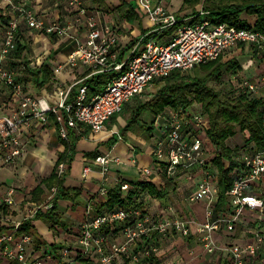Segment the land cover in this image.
Returning <instances> with one entry per match:
<instances>
[{
  "label": "built area",
  "instance_id": "2783aa9c",
  "mask_svg": "<svg viewBox=\"0 0 264 264\" xmlns=\"http://www.w3.org/2000/svg\"><path fill=\"white\" fill-rule=\"evenodd\" d=\"M4 1L21 12L30 28L41 33L64 36L73 26L48 24L38 18L26 4H17L16 0ZM168 1L159 0L156 4L155 0H137L153 22L155 30L149 34L150 37L145 43H142L143 38L133 43L126 57L120 61L116 50L119 45L116 30L109 25L100 26L97 18L88 14L83 0H68L69 7L77 14L76 23L85 22L87 37L78 41L67 62L57 65L54 72L60 73L66 66L72 69H86L90 71L89 76L114 72L106 88L92 97L84 84L79 85L73 100H70V94L75 86L69 89L58 88L53 94L46 92L45 95H37L27 91L25 83L18 80L14 71L0 63V99L5 88L12 92L15 99L13 110L0 112V170L15 163L27 151L24 130L29 128L31 119L49 125L51 116H55L57 121L63 124L61 136L65 140L70 138V129L81 125H87L94 133H101L106 130L108 121L121 113L127 103L142 95L154 82L170 76L175 71L190 72L201 65L218 60L241 44L251 45L255 52L264 55V32L254 27L238 28L227 23L216 24L208 18L209 12L204 9L190 17H179L169 11L165 5ZM167 29H174L172 39L168 44H163L157 37ZM22 39L19 22L16 19L10 20L4 30L1 61H5L11 53L19 51ZM238 88L250 95H256L260 83L242 79ZM154 124L159 133L154 162L153 166L146 167L143 171L152 175L157 169L166 172L168 177L183 172L189 180H193L195 172L201 173L190 201L207 202V221L197 226V232L204 235L205 252L213 254L216 250L223 249L230 257L229 264H248L261 258L260 253L264 245L263 216L255 230V240L245 245L235 244L219 248L213 234L223 226L229 232H235L240 215L246 207L263 206V200L253 195L252 188L257 180L264 177V149L239 154L236 159L239 166L231 173L233 186L227 193L234 213L231 217L222 216L212 220L213 205L219 194V175L213 170L211 162L213 155L209 148V116L202 110L196 111L189 107L172 108L170 113L158 116ZM96 162L103 167L104 174L109 171L111 162L121 163L120 159L112 158L108 154L98 156ZM67 169V163L63 162L59 166V174L63 176ZM90 170V167H86L84 175L89 174ZM120 187L124 196L133 189L131 183L126 181L121 182ZM57 192L54 187L49 200L44 204L30 203V208L21 220H15L12 215L3 213L0 248L3 255L13 263L45 264L46 258H82L94 253L95 259L99 256V262L96 264H115L119 260L124 264L126 259L130 264H140L160 253L162 239L180 237L186 240L193 234L194 221L175 215L173 207L163 210L160 215H152L142 206L118 207L100 212L91 205L88 207V218L78 233L77 244L80 248L64 247L58 255L51 248V251H46L40 258H35L28 253L33 236L20 232V228L24 222L34 219L39 212L51 210ZM101 193L107 196L109 190L102 188ZM4 205H15L13 189L7 193ZM117 227L122 230L123 241L110 244L104 232L106 228ZM139 242H144V245L137 250ZM61 261L58 264H61Z\"/></svg>",
  "mask_w": 264,
  "mask_h": 264
},
{
  "label": "crops",
  "instance_id": "0c3cea01",
  "mask_svg": "<svg viewBox=\"0 0 264 264\" xmlns=\"http://www.w3.org/2000/svg\"><path fill=\"white\" fill-rule=\"evenodd\" d=\"M16 1L17 4H26L27 8L31 9L38 18L45 20L48 24L55 23L60 26L73 24V26L69 33L64 36L41 33L29 27L27 20L20 11L12 8L4 0H0V63L2 62L4 66L14 71L18 80L25 83L26 90L29 89L28 87L34 88L36 92L30 89L32 93L45 95L48 92L53 94L58 88L69 89L72 86H75L74 88H77L76 92H78L79 85H82L86 79L93 77L89 76L90 71L72 69L70 66H66L60 73H55L54 68L67 62L69 54L76 49L78 41H82L87 37L85 22L76 23L77 14L69 7L68 0ZM122 1L133 6L141 20L131 21L126 19L120 11ZM83 2L88 8V14L95 16L100 26L109 25L116 30L119 41L116 50L119 53L120 61L126 57L127 51L133 43L142 38V43H145L150 37L149 34L155 30L153 22L141 9L137 0H83ZM155 3H159V0H155ZM165 5L169 11L179 17H190L203 9L202 4L194 9L189 8L185 5V0H169ZM244 18L251 25L256 23L255 16L245 14ZM12 19L19 22V30L23 37L21 47L16 53H11L5 61H1L4 30ZM167 30L158 34L157 37L163 44H168L172 39L173 32L165 34ZM245 46L247 45L241 44L229 50L228 52L232 53L229 55L228 61L235 60L241 65L242 69L238 73L241 80L259 81L260 89L257 97L264 98V55L255 52L254 49L248 51ZM45 64L52 70L51 90L47 86L40 89L35 80L25 78L27 70H38ZM111 74L114 76L115 73L112 72ZM153 84L150 86H153ZM89 96L92 97L93 95ZM152 98L153 96H150L148 101ZM14 101L12 92L5 88L4 95L0 99V112L6 113L13 110ZM129 103L126 104L127 107L125 105L124 111L128 109ZM197 105L189 108L196 111L201 110V106ZM172 108L174 107H167L166 113H170ZM135 110L137 109L135 108ZM133 113L127 123L122 121L120 116L122 113L117 114L108 121L106 130L101 133H94L87 125L70 129L69 140H65L61 136L63 124L58 122L55 116H51L49 125L43 124L37 119H31L29 128L24 130L27 151L15 163L6 165L0 170V234L3 230L1 223L3 213L12 215L15 220L22 219L23 214L30 208L29 204L32 203V192L38 187L41 179L51 175L61 154L65 153L67 143L74 140L76 141V150L71 164L66 162L68 169L63 175L64 185L67 189L81 190L82 193L75 201H59L58 214L61 221L55 228H51V225L44 219L33 220L34 233H29L33 236V242L28 247L30 256L40 258L46 251H51V248L56 252V255L64 247L80 248L77 244L78 233L88 218V207L94 205L95 209L100 210V206L107 202L108 195H102V188L111 190L118 185L120 186L121 182L126 181L130 182L133 189H135L140 182H151L159 190L165 192L166 196L160 199L146 194L142 207L152 215H160L163 210L173 207L175 215L183 218L188 217L194 221L193 234L191 238L186 240L179 237L180 239L175 244L174 240L171 239L172 237L162 239L160 241V253L140 264H153V259L156 257H158V260L155 261V264H207V261L211 264H229L230 257L223 249H218L213 254L206 253L204 235L197 232V226L207 221V202L193 203L190 201V196L195 192L201 173L195 172L193 180L186 178L183 172L177 173L174 177H168L166 172H160L157 169L154 170L152 175H147L143 169L153 166L156 141L159 135L154 124L157 114L151 111L152 116L148 122L146 121L147 128L144 137L142 135L141 138L129 139L123 131L129 128L127 125L130 118L134 117ZM121 121L123 122L122 125L118 126ZM208 137L210 138L209 133ZM210 143L209 148L213 155L211 158L213 170L219 175V170L213 163V158L217 157L218 151L211 139ZM227 145L231 149L239 150L235 160L240 153H254L258 150L254 145L247 147L246 136L240 130L235 136L228 139ZM94 152H99L98 156L108 154L112 158H118L121 163L111 162L109 171L104 174L103 167L96 162L98 156L94 157L92 155ZM134 161L137 163H134ZM229 165L230 162H227V166ZM86 167H90L91 170L89 174L84 175ZM217 186L219 188V177ZM11 189L14 190L15 205L8 207L4 205V199ZM252 189L253 195L264 202V177L257 180ZM174 200L178 203H175ZM232 213H234V209L231 207L230 197L227 195V198L221 201L220 194H218L213 205L212 220L222 216L231 217ZM261 216L264 217V203L263 206L256 208L246 207L240 215L235 232H229L223 226L221 230L213 234V239L219 248L253 242L255 240L254 233ZM104 235L108 236L110 244L116 243L112 237L113 235L121 236V241H117V243L122 242L124 237L120 227L106 228ZM163 240L164 242H162ZM54 245L56 247H53ZM142 245H144V242H139L136 249L140 250ZM106 246L108 247V244ZM172 253L177 256L173 258L175 260L169 258ZM260 254L261 258L253 262L250 261L248 264H262L264 262V245ZM200 257L202 258L200 259ZM88 258H94L95 261ZM60 261L61 264H96V262H99V256L95 259L93 253L82 258H76L75 256L66 259L46 258L44 263L58 264ZM14 263L16 264V262ZM14 263L3 255L0 248V264ZM122 263V260L117 261V264Z\"/></svg>",
  "mask_w": 264,
  "mask_h": 264
},
{
  "label": "trees",
  "instance_id": "16d2710c",
  "mask_svg": "<svg viewBox=\"0 0 264 264\" xmlns=\"http://www.w3.org/2000/svg\"><path fill=\"white\" fill-rule=\"evenodd\" d=\"M202 4L203 9L209 12L208 18L214 23H227L238 28H251L264 32V0H185V5L189 8H196ZM120 11L123 16L131 21L141 20L135 8L122 1ZM256 17V23L251 25L244 15ZM23 47L21 48V50ZM223 57L208 64L201 65L196 75L185 74L182 71H175L170 76L157 80L159 88L158 94L149 103H140L137 115L128 122H136L141 110L150 109L153 113L159 114L167 107L188 108L193 105H200L201 110L210 118V129L208 131L210 139L217 148L218 154L213 163L219 170V194L223 201L227 198V193L233 186L231 173L239 166L235 160L238 149H231L227 145L229 138L235 136L238 131L246 136V145H254L258 150L264 149V98L250 95L239 88L230 90H219L211 85V81L219 82L223 73L229 72L232 76H238L242 69L241 65L235 61H223ZM25 78L35 80L37 86L42 89L48 87L52 89V70L45 64L38 70H27ZM112 74L109 72L95 74L84 81L88 87L89 95H95L102 91L109 83ZM77 88H73L70 100L76 96ZM76 150V141L67 143L65 153L61 154L55 169L47 178L41 179L38 187L32 192L31 202L44 204L50 196L51 190L56 187L58 192L53 199V208L48 212H39L34 219H44L55 228L60 224L61 217L58 214L60 200L75 201L81 190L67 189L65 187L64 176L59 174V166L63 162L71 164ZM99 152H94V157ZM70 154H72L70 156ZM230 162V166H227ZM150 194L155 198H165L166 193L159 190L151 182H140L135 189H132L127 196H124L121 187L118 185L109 190L107 202L100 206L99 211L113 210L118 207H139L144 203V197ZM24 222L20 228L22 233H34L33 220ZM53 247H56L54 245ZM125 264H130L126 259Z\"/></svg>",
  "mask_w": 264,
  "mask_h": 264
},
{
  "label": "rangeland",
  "instance_id": "374dc122",
  "mask_svg": "<svg viewBox=\"0 0 264 264\" xmlns=\"http://www.w3.org/2000/svg\"><path fill=\"white\" fill-rule=\"evenodd\" d=\"M173 30L174 29H169V30H167V32L165 34H170V33L173 32ZM245 47H246V50L248 49V51H252V49H253V47L251 45H247ZM231 53L232 52H228L223 57V61L224 62H227L229 60L228 57H229V55H231ZM197 70H198V68H195L194 70H192L190 72H186L185 74L196 75V74H198ZM240 81H241V77L232 76L229 72L225 71L223 73V76H222L221 80L219 82L211 81V85L216 86L219 90H224V89L230 90L231 88H238V85H239ZM28 88H29V89H27L28 91L32 90L33 92H36V90L34 88H31V87H28ZM158 90H159V88H158V86L155 83V84H153V86H150L149 89L146 92H144L140 97L134 98L133 101H131V103L128 104V106H129L128 109L126 111L123 110L121 112L122 114L120 116L122 118V121H124V123L125 122L127 123V120L132 115V113L134 112L135 108L137 110H135L136 113L135 112L134 113H135V115H137V111H138L137 107L140 105V103H142V102L144 103L145 101H147L145 103H149L150 101H153L155 96L158 94ZM35 94H37V93H35ZM37 95H39V94H37ZM258 95H259V92H258V94H256V96H258ZM150 96H153V98L150 101H148V98ZM193 106L195 107L196 105H193ZM126 107H127V105H126ZM197 109H199V108H197ZM165 113H166V109H164L163 111L159 112V114H157V116L155 118H157L158 116L159 117L160 116H164ZM151 116H152V114H151L150 109L147 108V109L141 110L140 117H137V120H136L135 123H133L131 121V123H132L131 126L129 128H127L126 131L124 130L123 133L128 135L129 139H131V138H141L142 135L144 137V133L146 132V128H147L146 127V121L148 122L151 119ZM122 121L120 122V125H118V126L122 125V123H123ZM123 126H124V124H123ZM121 129H123V128H121ZM175 203H178V202L175 201ZM112 237L115 240V242L121 241V236L118 237V235H113ZM171 239L174 240L173 242L175 244V242H177L180 238L174 237V238H171ZM162 242H164V240ZM165 242H166V240H165ZM176 257L177 256H175V253H172L169 258L173 259V258H176ZM201 258L202 257H200V259ZM88 259L92 261V259H90V258H88ZM156 260H158V257L153 259V264H155ZM173 260H175V259H173ZM208 263H209V261H207V264ZM115 264H117V262ZM209 264H211V263H209Z\"/></svg>",
  "mask_w": 264,
  "mask_h": 264
}]
</instances>
